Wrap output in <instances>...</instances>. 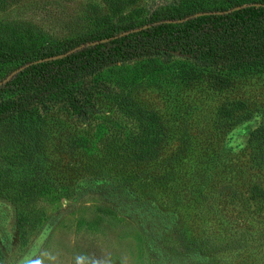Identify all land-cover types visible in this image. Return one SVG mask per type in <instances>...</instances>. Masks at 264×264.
<instances>
[{
	"label": "rangeland",
	"instance_id": "374dc122",
	"mask_svg": "<svg viewBox=\"0 0 264 264\" xmlns=\"http://www.w3.org/2000/svg\"><path fill=\"white\" fill-rule=\"evenodd\" d=\"M194 1L125 0L116 9L106 0H0V39L55 43ZM200 1L221 7L229 0ZM92 79L106 88L86 118L57 101L0 125V140L32 129L31 164L55 186L37 202L41 223L25 243L10 201L0 195L3 264H264V202L250 192L264 187V174L249 146L251 132L264 124V66L225 74L157 56L119 63ZM135 105L161 124L155 132L164 140L150 161L134 159L142 131ZM180 140L191 152L175 163ZM33 165L11 177L33 176ZM205 229L243 241L213 253L192 241Z\"/></svg>",
	"mask_w": 264,
	"mask_h": 264
},
{
	"label": "trees",
	"instance_id": "16d2710c",
	"mask_svg": "<svg viewBox=\"0 0 264 264\" xmlns=\"http://www.w3.org/2000/svg\"><path fill=\"white\" fill-rule=\"evenodd\" d=\"M124 1L106 0V4L119 9ZM235 1L229 0L221 7H207L200 0L184 8L160 7L141 22L127 20L119 26H108L55 43L43 44L31 37L28 44L20 39L16 44H8L0 39V68H7L0 81L25 66L0 85V125L34 107L51 106L57 101H63L77 116L86 118L88 108H94L98 93L106 88L94 81L93 75L132 60L178 56L204 68L214 67L225 74L250 72L263 67L264 0ZM238 6L242 7L232 10ZM211 11L223 13L194 16ZM145 25L146 28L131 31ZM60 55L63 56L55 58ZM135 112L138 128L142 131L135 136L134 143L139 146L134 159L153 160L158 155L155 146L164 140L160 133L155 132L157 124L161 125L159 118L136 105ZM20 133L16 136L8 134L0 140V195L10 201L19 241L25 243L31 231L41 223L42 213L37 202L51 194L55 186L46 170L45 173L41 166L31 164L35 150L31 152L27 145L32 129L25 127ZM36 135L35 132V142ZM249 146L252 164L264 174V124L251 132ZM2 151L10 154L2 155ZM188 152H191V147H185L184 141L180 140L173 155L175 163L186 157ZM31 165L33 176L11 177L14 169ZM250 192L252 200L264 202V187L254 185ZM204 233L192 241L199 248L213 253L219 247L234 248L237 245L233 243L242 242L244 237L216 236L208 230ZM3 262L4 255L0 250V264Z\"/></svg>",
	"mask_w": 264,
	"mask_h": 264
},
{
	"label": "water",
	"instance_id": "95a60500",
	"mask_svg": "<svg viewBox=\"0 0 264 264\" xmlns=\"http://www.w3.org/2000/svg\"><path fill=\"white\" fill-rule=\"evenodd\" d=\"M244 6V5H243ZM242 6H238V7H235L233 8L232 10H235V9H239L241 8ZM212 13H218V14H221L223 12H200V13H196L194 16H200V15H204V14H212ZM147 25L143 26V27H140V28H136L134 30H131V31H139L143 28H146ZM63 55H60V56H56L55 58H58V57H62ZM25 66H22L16 70H14L5 80L3 81H0V85H2L3 83H5L6 81L10 80L15 74H17L19 71H21Z\"/></svg>",
	"mask_w": 264,
	"mask_h": 264
}]
</instances>
